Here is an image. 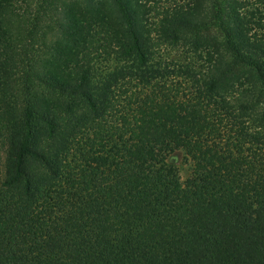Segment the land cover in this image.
I'll list each match as a JSON object with an SVG mask.
<instances>
[{"label": "trees", "instance_id": "1", "mask_svg": "<svg viewBox=\"0 0 264 264\" xmlns=\"http://www.w3.org/2000/svg\"><path fill=\"white\" fill-rule=\"evenodd\" d=\"M20 1L0 0V264H264V0L156 24L152 0ZM166 42L197 60L160 86Z\"/></svg>", "mask_w": 264, "mask_h": 264}, {"label": "rangeland", "instance_id": "2", "mask_svg": "<svg viewBox=\"0 0 264 264\" xmlns=\"http://www.w3.org/2000/svg\"><path fill=\"white\" fill-rule=\"evenodd\" d=\"M20 2L21 3H19V6L21 5L23 7L25 6L29 7V16L33 17L37 9L36 0H27L26 3H23L22 1ZM182 3H184V0H152L151 1L152 17L149 20V22L156 24L157 23L156 20L160 19L163 16L164 14L163 11L166 8L170 6L181 5ZM39 29H40L39 35L41 33L45 34V30H47L46 27L43 25H41ZM46 37L48 38V40H54L55 39L54 31L46 33ZM24 43H26V40L24 41ZM155 49H156V53H155L156 58L152 60V63H153V67L155 68V71L160 70L161 76L163 75L162 76L163 79L160 83V86H162L165 82L167 83V79L170 80L169 82H171L172 80H176V79L182 80L183 77L189 78L188 75L182 73L184 71L181 72V68L185 65H190L192 63V60L195 62L197 60V56L196 54L192 56L193 54L190 52L187 46L182 44H170L166 42L163 43V45L156 47ZM104 58L105 57L100 58L101 60H103L100 66L101 70H103V73L108 72L109 70L113 71L114 68L116 67V64L118 63L115 55L108 57L109 58L108 60H104ZM199 62H201V60ZM182 81L184 82V80ZM129 82L125 78L119 77L116 87L120 102L128 100V96L132 94V91L136 90L137 82L135 80ZM166 83L164 85H167ZM184 87L188 89L190 88V85L184 83L181 88L183 89ZM168 162L177 168L181 181L185 182L186 179L191 174V170H192V164L189 158L186 156L185 151L183 149L176 150L175 152L169 155ZM5 164H6V149L4 144L0 141L1 177H4L5 175Z\"/></svg>", "mask_w": 264, "mask_h": 264}]
</instances>
